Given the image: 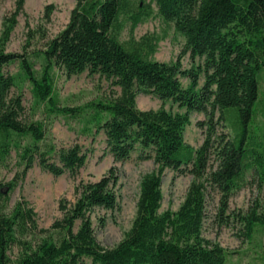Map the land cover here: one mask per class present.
<instances>
[{"label": "trees", "instance_id": "trees-1", "mask_svg": "<svg viewBox=\"0 0 264 264\" xmlns=\"http://www.w3.org/2000/svg\"><path fill=\"white\" fill-rule=\"evenodd\" d=\"M153 1L185 37L183 52L204 57L203 65L184 68L180 56L160 60L125 44L118 31L129 0H77L68 23L48 41L40 70L29 54L6 50L25 0H16L6 17L0 39V161L14 149L24 173L37 159L57 175L67 169L75 174L85 164L87 154L79 143L57 148L45 141L44 120L28 113L23 95L12 92L29 80L36 107L49 114H77L79 106L59 105L53 94L58 66L68 74L100 73L120 86L107 99L88 103L94 110L91 120L105 131L115 159L128 158L140 147V157L153 158L157 166L142 176L133 223L113 245L98 239L92 218L97 206H117L119 175L113 167L97 180L78 183L76 200H61L62 214L49 226L39 224L27 199L7 210L15 182H0V264H226L229 250L203 233L206 202L211 189L219 192V216L229 223L230 199L248 182V171L264 177V125L253 126L264 71V0ZM52 7L46 5L47 17ZM132 16L134 23L142 18L141 13ZM14 60L20 70L7 72L6 64ZM202 71L205 81L198 87ZM181 76L191 83L184 86ZM139 92L171 99L185 110L141 108ZM193 110L208 114L198 122L206 132L198 147L185 138ZM221 121L231 124L233 136L218 131ZM56 151L60 162L51 159ZM167 168L191 172L194 178L177 209L161 210ZM237 217L246 237L264 226V211L257 206ZM14 246L19 247L16 258L11 256Z\"/></svg>", "mask_w": 264, "mask_h": 264}, {"label": "rangeland", "instance_id": "rangeland-1", "mask_svg": "<svg viewBox=\"0 0 264 264\" xmlns=\"http://www.w3.org/2000/svg\"><path fill=\"white\" fill-rule=\"evenodd\" d=\"M16 0H0V39L3 35L6 17L11 15ZM53 7L49 17L46 16V5ZM77 0H25L24 10L18 15L17 23L6 42V50L27 53L35 61V67L41 69L45 61L43 51L48 41L56 36L68 23L71 11ZM141 13L142 18L133 22V14ZM122 21L118 31L119 38L128 46H135L152 58L175 60L181 57L184 68L203 65L204 57L192 58L189 52H183L185 37L176 31L172 22L167 21L160 13L153 0H129L128 9L120 15ZM5 70L17 73L20 70L19 60L6 64ZM184 86L191 83L188 76H181ZM205 81V72L199 77V86ZM120 92V86H112L109 79L100 73L88 70L68 74L63 68L54 66V96L59 105L79 106L77 114L52 112L49 114L43 107H36L32 84L22 81L12 88V92L23 95L28 113L35 118L43 119L46 124L45 141L54 143L57 148L79 143L87 154L85 164L73 174L66 170L54 174L44 168L39 160L25 171L24 164L18 159L13 149L10 155L0 161V182L14 181L15 186L9 192L7 210L12 209L19 199H27L37 211L41 226H49L62 212L59 208L61 200L73 202L77 194L75 186L81 181L97 180L114 168L119 175L116 184L117 206L109 209L97 206L92 210L94 228L98 239L105 245L117 243L131 227L137 211L142 176L156 168L153 158H141L140 147L132 151L128 158L115 159L107 146L106 133L98 130L91 116L94 112L88 105L91 101L107 99L111 89ZM259 103V104H258ZM257 115L253 126L264 125V71L261 73V94L258 101ZM137 104L141 108H158L164 105L173 111H184L171 99L163 100L148 92H139ZM219 111L216 115H219ZM191 122L187 125L185 138L195 147L200 146L205 138V128L198 122L206 119L204 111H191ZM219 132L234 135L229 122L218 124ZM52 160L60 162L58 151L52 154ZM248 182L238 189L230 199L231 214L229 223L223 222L219 216V197L216 190L211 189L207 196V216L204 222L205 236L221 242L230 252L226 264H264V226L258 225L252 238L243 234L244 224L237 217L238 212H245L257 206L264 211V177L254 170L248 171ZM191 172L181 173L167 168L163 174V201L161 210L177 209L184 200L188 187L193 180ZM79 223V221H78ZM77 223V225H78ZM18 246L11 249V256L16 258ZM88 264H92L88 260Z\"/></svg>", "mask_w": 264, "mask_h": 264}]
</instances>
